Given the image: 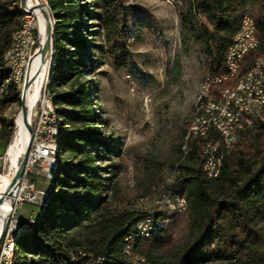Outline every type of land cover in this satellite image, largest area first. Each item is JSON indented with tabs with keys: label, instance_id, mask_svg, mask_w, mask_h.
Returning <instances> with one entry per match:
<instances>
[{
	"label": "trees",
	"instance_id": "1",
	"mask_svg": "<svg viewBox=\"0 0 264 264\" xmlns=\"http://www.w3.org/2000/svg\"><path fill=\"white\" fill-rule=\"evenodd\" d=\"M11 1L0 0V137L6 140L12 136L15 117L7 116L4 110L20 102V89L3 65L4 52L21 16L19 4L11 5ZM249 1L257 4L251 14L257 22L260 45L247 51L234 77L210 86L209 97L214 100L223 88L235 83L254 58L264 54V2L194 1L209 23V27L202 24L199 28L209 75L222 67L226 47ZM102 2L110 13L106 14L107 22H111L112 0ZM48 4L54 20L53 51L45 87L62 128L46 200L34 221L16 236L10 264H86L91 256L101 254V264H122L125 236L144 215L160 216L161 212L109 214L111 164L100 165L98 161L112 149L111 140L99 129L92 108V88L84 78L96 64L91 40L95 30L86 22L92 13L86 0H48ZM69 123L79 126L69 129ZM208 139L219 140V132L213 128L206 137L188 139L187 152L181 150L183 155L176 164L174 193L185 199V240L176 247L171 236L175 213L149 237L135 234L131 251L146 264H168L164 255L171 248H175L173 264L224 260L230 264H264V119L255 118L251 129L242 131L240 141L224 153L216 177H207L202 170L201 144ZM69 157L79 159L72 163ZM73 233H80L82 239Z\"/></svg>",
	"mask_w": 264,
	"mask_h": 264
},
{
	"label": "rangeland",
	"instance_id": "2",
	"mask_svg": "<svg viewBox=\"0 0 264 264\" xmlns=\"http://www.w3.org/2000/svg\"><path fill=\"white\" fill-rule=\"evenodd\" d=\"M86 1L92 13L86 22H91L90 29L95 30L91 40L95 44L93 57L96 64L84 78L92 88V108L99 129L104 138L111 140L112 148L104 152L107 157L103 161H98L100 165L111 164L108 212H159L164 208L161 201L164 196L170 194L175 198L179 195L174 193L176 164L189 139H186L189 125L200 112L207 70L205 45L199 28L202 24L209 27L208 20L195 8V0H112L111 22H107L108 12L102 0ZM256 7V3L249 1L241 12L253 13ZM47 9L53 27L54 20L50 8ZM49 58L42 88L49 79L50 52ZM20 104L21 101L9 104L4 113L14 119ZM35 109L36 106L32 111L31 126ZM68 125L69 129L79 126ZM250 129L247 127L242 131ZM242 131L235 142L240 141ZM10 139L0 137V161L6 156ZM19 148L22 154L23 147ZM78 159L69 157L68 160L75 163ZM13 161L11 157V163ZM5 169L6 164L1 167L0 176ZM33 178L38 187L46 189L44 202L51 174L47 178ZM40 206L23 202L15 214L24 222L29 215L35 218ZM174 213L170 233L176 239L177 247L185 240L188 225L183 217L185 210ZM73 234L76 239H82L80 233ZM174 250L171 248L164 255L168 264L175 260ZM72 254L75 256L76 253Z\"/></svg>",
	"mask_w": 264,
	"mask_h": 264
},
{
	"label": "built area",
	"instance_id": "3",
	"mask_svg": "<svg viewBox=\"0 0 264 264\" xmlns=\"http://www.w3.org/2000/svg\"><path fill=\"white\" fill-rule=\"evenodd\" d=\"M42 1V0H41ZM20 0H12V4H17ZM36 4V6H34ZM34 6V7H33ZM39 7L41 10L42 3L35 0L34 4H28L25 1V8H29V24L23 34H19L15 39V46L8 58V68L12 71L17 87L21 91L25 82V70L30 57L39 49L40 33L39 22L35 14L34 8ZM251 39H258L257 22L253 19V15L243 12L239 18L238 29L233 33L229 44L226 47V55L220 70L211 74L209 81V90L206 94V101L200 107V116L198 122L193 126L194 138H200V135H209L211 133V120L208 116V107H214V98L209 97L210 86L229 78V71L235 70V62L239 55L240 48H250ZM261 63L254 58L249 66L251 67V76L248 87L244 89H252V99L234 100V107L230 109V118L226 122H233V129L222 130V139L220 142L221 153H226L235 143L238 133L247 127H251L255 118H261V110H264V79L261 82H254L255 69L261 67ZM36 109L33 112L32 134L30 144L26 155L24 169L22 174L17 178L12 194V209L5 220L4 226L0 233V264H5V247L7 246V237L15 232L22 231L24 226L21 225L19 217L15 214L17 207L23 202L34 203L40 206L45 197L46 189L38 187L34 176L47 178L52 165V148L51 141L53 124L50 122L47 113V101L43 88L36 103ZM201 153L203 159H209L210 174L212 167L216 162L212 161V151H209V144H201ZM2 162L0 161V170ZM164 208L160 209L161 217H168L174 212H182L183 203L180 198H172L171 195L162 198ZM147 215V214H146ZM144 215L143 230L148 231V223ZM29 215L25 221L30 223ZM158 223V221H157ZM101 255L91 256L86 264H101ZM55 264V263H48ZM124 264H145L144 259L125 261Z\"/></svg>",
	"mask_w": 264,
	"mask_h": 264
},
{
	"label": "bare ground",
	"instance_id": "4",
	"mask_svg": "<svg viewBox=\"0 0 264 264\" xmlns=\"http://www.w3.org/2000/svg\"><path fill=\"white\" fill-rule=\"evenodd\" d=\"M9 1V0H8ZM261 2H264V0H258ZM35 0H27L28 4L33 5ZM44 4H42V8H44V11L48 14L49 12V4L48 0H42ZM19 8L21 10V16H20V22L17 26V28L12 33V39L10 42V45L6 49L3 55V65L8 70L10 78L15 82V79L13 77L12 71L10 68H8V58L10 56L11 51L13 50L15 46V39L19 34H23L25 32V29L28 27L29 24V8H25V4L21 6L20 2ZM35 14L38 18L39 22V33H40V47L44 43L46 37H47V31H46V19L42 13V10L39 7L34 8ZM254 19V17H253ZM50 20V17H49ZM255 20V19H254ZM51 24V22H50ZM52 26V25H51ZM238 29V27H237ZM260 41L258 39H251V47H256V49L259 47ZM39 49L30 57L29 62L26 66L25 70V82H27V85L25 88H22V102L20 104V108L17 112V115L15 117V127H14V135L12 134L10 143L8 147L6 148V156L4 158L1 157L2 167L6 164V169L0 176V233L2 231V228L4 226L5 220L7 218V215L9 214L10 210L12 209V201L14 198V195L12 194V190L14 188L11 187L10 192H8L11 181L13 179V176L19 166V161L23 155L19 153L20 149L19 147H23V152L26 148L30 132L28 130V127L26 125L27 119L29 122H31V116L32 111L38 101V98L40 96L42 87L44 85V82L47 77V71H48V64L50 62L49 58V52L52 53V50H49L47 54H43ZM250 48H240L239 55L237 56L236 62H235V70L229 71V78L236 75L238 70L240 69V63L243 59V56L249 51ZM226 55V50H225ZM224 55V58H225ZM256 61L263 62L261 63V67H258L255 69L254 72V82H261L264 79V54L257 56ZM251 76V67L248 66L247 70L241 74L237 83L235 86H230L222 89L219 93V100H214V107H208V116L210 118H215L211 120V127L214 128L219 132V140H205L203 142L204 144H209V151H212V161L216 162V164L211 169L210 174V166H209V159H203L202 161V170L204 174L207 177H216L219 172L222 165L223 155L224 153H221V139H222V130H231L233 129V122H226L230 118V109L231 107H234V100H247L252 99V89H244L245 87H248L249 80ZM211 75L207 74L205 77V82L202 89V96L200 98L202 99L201 105L205 103L206 100H203V97L206 96L208 90H209V81H210ZM238 77V76H237ZM229 78L225 79L228 80ZM223 80V81H225ZM220 81V82H223ZM48 89V88H47ZM43 92L45 93V98L47 101V113L49 114L50 122L53 124V132H52V139L51 141V148H52V165L49 174H51V170L55 168L56 166V157H57V138L61 131V124L59 123V117L55 111V105L52 102L51 96L46 90V87L43 88ZM204 101V102H203ZM21 105H23V108L25 109V114L22 111ZM26 116V117H25ZM200 116V112L195 116V118L192 120L191 124L189 125L186 139L193 137V126L198 122ZM261 118L264 119V110H261ZM219 128H222L219 129ZM200 136H208V135H200ZM187 141V140H186ZM186 144V143H185ZM185 145L183 146L184 153L187 152V148L185 149ZM21 150V149H20ZM21 152V151H20ZM11 157L14 158V161L11 163ZM175 198H180L183 203V208L186 207L185 199L183 196H174ZM44 205V202L42 204ZM34 221V217L30 218V223ZM158 221V223H157ZM167 221V217H161V215H147L146 216V222L148 223V231L143 230L142 225H144V217L139 219L136 224L134 225L133 232L125 236L124 238V248L123 251L125 253V261H133V260H139L140 256L134 255L131 251V242L134 239V235L137 234L140 237H149L153 233H155L159 228L162 227V225ZM15 232L11 235V237H7V246L5 247V264H10L12 259V254L14 250V242L16 236L20 233ZM143 258V257H141ZM144 259V258H143ZM103 261V256H101V263ZM145 262V260H144ZM124 264V262L122 263ZM146 264V262H145Z\"/></svg>",
	"mask_w": 264,
	"mask_h": 264
},
{
	"label": "water",
	"instance_id": "5",
	"mask_svg": "<svg viewBox=\"0 0 264 264\" xmlns=\"http://www.w3.org/2000/svg\"><path fill=\"white\" fill-rule=\"evenodd\" d=\"M25 1H26V0H20V4H21V6H23V5L25 4ZM34 6H36V4H35ZM34 6H33V7H34ZM42 13H43V15H44V17H45V19H46V31H47V37H46L44 43L41 45L40 50H41V52H42L43 54H47L49 50H52V43H51V32H52V26H51V24H50V20H49V16H48V14H47L44 10H42ZM26 85H27V82H24V84H23V88H25ZM20 101L22 102V91H21V94H20ZM21 108H22L23 113L25 114V109L23 108V105H21ZM25 117H26V116H25ZM25 120H26L25 122H26V125H27V127H28V130H29V132H30V136H29V139H28V142H27L26 148H25V150H24V152H23V155H22V157H21V159H20V161H19V166H18V168H17V170H16V172H15V174H14V176H13V179H12V181H11V185H10V188H9L8 192H10L11 187L14 186V184H15L17 178H18V177L22 174V172H23L24 164H25V160H26V155H27V151H28V148H29V144H30V137H31V134H32V126L30 125V122H29L27 119H25ZM0 201H1V199H0Z\"/></svg>",
	"mask_w": 264,
	"mask_h": 264
},
{
	"label": "crops",
	"instance_id": "6",
	"mask_svg": "<svg viewBox=\"0 0 264 264\" xmlns=\"http://www.w3.org/2000/svg\"><path fill=\"white\" fill-rule=\"evenodd\" d=\"M43 202V201H42ZM19 219H20V223H21V225L22 226H25L27 223H26V221H25V219H24V222H23V220H22V218L21 217H19Z\"/></svg>",
	"mask_w": 264,
	"mask_h": 264
}]
</instances>
